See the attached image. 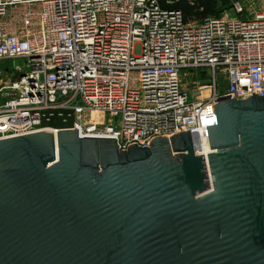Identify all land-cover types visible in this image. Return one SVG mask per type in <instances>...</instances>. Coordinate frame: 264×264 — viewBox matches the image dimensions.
<instances>
[{"label": "water", "instance_id": "1", "mask_svg": "<svg viewBox=\"0 0 264 264\" xmlns=\"http://www.w3.org/2000/svg\"><path fill=\"white\" fill-rule=\"evenodd\" d=\"M119 149L77 130L0 141V264H264V93Z\"/></svg>", "mask_w": 264, "mask_h": 264}, {"label": "built area", "instance_id": "2", "mask_svg": "<svg viewBox=\"0 0 264 264\" xmlns=\"http://www.w3.org/2000/svg\"><path fill=\"white\" fill-rule=\"evenodd\" d=\"M230 9L236 16L189 23L161 0H0V61L23 64L0 83V141L41 132L48 111L72 110L81 138L118 139L127 151L190 131L201 154L206 106L264 93V10L246 19L241 0ZM183 70H211L194 100Z\"/></svg>", "mask_w": 264, "mask_h": 264}, {"label": "rangeland", "instance_id": "3", "mask_svg": "<svg viewBox=\"0 0 264 264\" xmlns=\"http://www.w3.org/2000/svg\"><path fill=\"white\" fill-rule=\"evenodd\" d=\"M233 0H165V4L173 8H179L186 15L187 21L198 22L206 17H220L229 15L231 17L236 16L231 12L230 5ZM248 11L246 19L252 18L250 14L264 10V0H241ZM205 5V6H204ZM211 6V7H210ZM208 7V8H205ZM191 11L190 13H188ZM15 65L23 67L20 61H0V83H10L16 77ZM208 73L207 77H202L199 71L194 73L189 70H183L181 72V79L183 85L189 92L190 100H194L195 96L193 93L196 90L195 84L199 83H210L209 78L211 76V70H206ZM219 81L221 88L227 87V81L225 76L220 75ZM2 100V99H1ZM0 100V101H1ZM109 121L110 117L105 118ZM45 125L58 130L73 129L76 122L75 115L72 110L64 111H48L45 113L43 118ZM98 120V118H97ZM90 121V120H89ZM102 121V120H101ZM114 126L120 127V118L114 120Z\"/></svg>", "mask_w": 264, "mask_h": 264}, {"label": "bare ground", "instance_id": "4", "mask_svg": "<svg viewBox=\"0 0 264 264\" xmlns=\"http://www.w3.org/2000/svg\"><path fill=\"white\" fill-rule=\"evenodd\" d=\"M94 120H97L98 117H96L95 115L92 117ZM43 130L41 132H51L53 133L54 135H57L59 130L58 129H54L52 127H49L47 125H43ZM39 133V132H38ZM167 138H170V137H166V138H163V139H167ZM198 144V152H201V154H207L210 152V147H209V144H208V140L207 138H201V140L197 143Z\"/></svg>", "mask_w": 264, "mask_h": 264}, {"label": "trees", "instance_id": "5", "mask_svg": "<svg viewBox=\"0 0 264 264\" xmlns=\"http://www.w3.org/2000/svg\"><path fill=\"white\" fill-rule=\"evenodd\" d=\"M161 2H162V5H163V7L164 8H167V9H175V10H180L179 8H173V7H170V6H168L167 4H165V0H161ZM205 6V5H204ZM211 7V6H210ZM205 8H208V7H205ZM182 11V10H181ZM191 11H189L188 13H190ZM185 15V14H184ZM185 17H186V15H185ZM187 19V18H186Z\"/></svg>", "mask_w": 264, "mask_h": 264}]
</instances>
